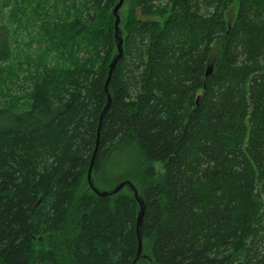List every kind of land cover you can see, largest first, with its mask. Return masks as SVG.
Listing matches in <instances>:
<instances>
[{
	"label": "trees",
	"instance_id": "1",
	"mask_svg": "<svg viewBox=\"0 0 264 264\" xmlns=\"http://www.w3.org/2000/svg\"><path fill=\"white\" fill-rule=\"evenodd\" d=\"M0 1V264H264V0Z\"/></svg>",
	"mask_w": 264,
	"mask_h": 264
},
{
	"label": "rangeland",
	"instance_id": "2",
	"mask_svg": "<svg viewBox=\"0 0 264 264\" xmlns=\"http://www.w3.org/2000/svg\"><path fill=\"white\" fill-rule=\"evenodd\" d=\"M14 4V3H13ZM3 5V3L0 1V17H3L4 14L6 13H9V14H12L13 11H14V8L10 10V8H2L1 9V6ZM126 3L124 4L123 8L121 9V16H122V19L121 20H124V17L126 16V13H127V7L128 5H126ZM140 14V13H139ZM29 18H31V10L30 8H26V16L24 17V24H23V27H27L30 25V22H29ZM8 21V24L10 26V28L12 29L13 32H15L16 30V27L14 26V21L11 20V17H9L7 20H5V22L7 23ZM0 23H3V21H0ZM7 24V25H8ZM35 30H38V27L37 26H33ZM19 38L22 40V42L20 41H17L15 36L12 37V40L10 42L11 44V48H12V58L4 61V62H0V70H4V69H7L9 72L11 71H15L16 72V67H17V64L19 62H22L24 61L23 59V51H24V44L26 42H28L30 40V36L28 35V32H20L18 34ZM122 38H124V36H120ZM16 40V42L14 41ZM9 87H11V84L9 83L8 84ZM0 87H3V90L5 92H7V86L6 85H3V84H0ZM30 87L26 89L27 93H30ZM13 97H16V98H20L18 96H22L24 95V93L22 91L20 92H16L14 91L13 92ZM24 101V100H23ZM1 104H7L9 105V98L8 97H4L3 99H1ZM1 107H4L3 105ZM157 167V170L158 171H162V166L160 164H157L156 165ZM124 183H130L129 181H125V182H122L120 184H124ZM135 185H137L136 182H133ZM127 189V187H125ZM124 192L128 193V189L125 190ZM145 250V254L144 255H147L149 254V249L146 247L144 248ZM144 253V251L142 250V254Z\"/></svg>",
	"mask_w": 264,
	"mask_h": 264
},
{
	"label": "water",
	"instance_id": "3",
	"mask_svg": "<svg viewBox=\"0 0 264 264\" xmlns=\"http://www.w3.org/2000/svg\"><path fill=\"white\" fill-rule=\"evenodd\" d=\"M126 3V0H118V2L116 3L115 7L113 8L112 10V14L115 18V30H116V37L119 41V43L117 44V51L119 53V56H121L122 52H123V40L122 38L120 37V28H121V24H122V16L120 15L121 14V9L123 8L124 4ZM137 13L139 14L140 13V10L138 9L137 10ZM117 63H118V59H116L110 66V72H109V77H108V81H107V84L106 86L108 87V84L109 82L111 81V78H112V72L114 71V69L116 68L117 66ZM97 150V148H96ZM92 166L90 168V171H89V174H88V182H89V185L90 187L92 188V190L97 193V194H100L98 192V190L93 186V182H92ZM125 184L127 183H124V184H120L115 190H114V193H118L119 191H121L124 187H125ZM130 189L132 191H135V187L133 185H130ZM136 194V192H135ZM42 240V238H41ZM141 252H142V240L139 241V248H138V255H137V259L136 261L139 259L140 255H141ZM135 261V263H136ZM134 263V264H135Z\"/></svg>",
	"mask_w": 264,
	"mask_h": 264
},
{
	"label": "crops",
	"instance_id": "4",
	"mask_svg": "<svg viewBox=\"0 0 264 264\" xmlns=\"http://www.w3.org/2000/svg\"><path fill=\"white\" fill-rule=\"evenodd\" d=\"M139 248V247H138ZM142 250H143V242H142ZM142 256V252H141V255H140V257ZM136 264V263H135Z\"/></svg>",
	"mask_w": 264,
	"mask_h": 264
},
{
	"label": "bare ground",
	"instance_id": "5",
	"mask_svg": "<svg viewBox=\"0 0 264 264\" xmlns=\"http://www.w3.org/2000/svg\"><path fill=\"white\" fill-rule=\"evenodd\" d=\"M127 185L129 186V188H130V185H133L132 183H127Z\"/></svg>",
	"mask_w": 264,
	"mask_h": 264
}]
</instances>
